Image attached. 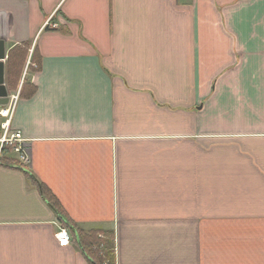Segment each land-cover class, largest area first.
<instances>
[{
  "label": "crops",
  "instance_id": "obj_1",
  "mask_svg": "<svg viewBox=\"0 0 264 264\" xmlns=\"http://www.w3.org/2000/svg\"><path fill=\"white\" fill-rule=\"evenodd\" d=\"M0 40L31 154L0 165V264H90L70 225L117 264H264V0H0Z\"/></svg>",
  "mask_w": 264,
  "mask_h": 264
},
{
  "label": "trees",
  "instance_id": "obj_2",
  "mask_svg": "<svg viewBox=\"0 0 264 264\" xmlns=\"http://www.w3.org/2000/svg\"><path fill=\"white\" fill-rule=\"evenodd\" d=\"M29 46L30 43L25 42L22 45L14 47L8 55V82L15 89L27 59ZM35 91L36 86L34 84L25 82L21 96L30 97ZM10 159L13 160L11 163L18 164L13 158H5L2 163H7ZM21 167L26 168L24 166ZM40 188L46 199L52 203L58 202L55 194L46 185L42 184ZM70 226L71 229L75 231L78 245L89 259L90 264H117L116 237L114 232L97 229L91 231L79 230V232H77L74 226Z\"/></svg>",
  "mask_w": 264,
  "mask_h": 264
},
{
  "label": "built area",
  "instance_id": "obj_3",
  "mask_svg": "<svg viewBox=\"0 0 264 264\" xmlns=\"http://www.w3.org/2000/svg\"><path fill=\"white\" fill-rule=\"evenodd\" d=\"M46 26L58 27V23L53 22L52 18L48 19ZM18 93H9L8 102L0 105V165L5 158H13L11 153H17L18 157L15 159L20 166H30L31 154L28 140L23 134L13 128V118L17 109L19 101ZM59 244L61 246H68L70 243L69 231L66 228L61 229L57 233Z\"/></svg>",
  "mask_w": 264,
  "mask_h": 264
},
{
  "label": "water",
  "instance_id": "obj_4",
  "mask_svg": "<svg viewBox=\"0 0 264 264\" xmlns=\"http://www.w3.org/2000/svg\"><path fill=\"white\" fill-rule=\"evenodd\" d=\"M6 48L3 40H0V105L8 102L9 90L5 81Z\"/></svg>",
  "mask_w": 264,
  "mask_h": 264
},
{
  "label": "rangeland",
  "instance_id": "obj_5",
  "mask_svg": "<svg viewBox=\"0 0 264 264\" xmlns=\"http://www.w3.org/2000/svg\"><path fill=\"white\" fill-rule=\"evenodd\" d=\"M10 156L16 159L18 157V154L13 152L10 154Z\"/></svg>",
  "mask_w": 264,
  "mask_h": 264
}]
</instances>
